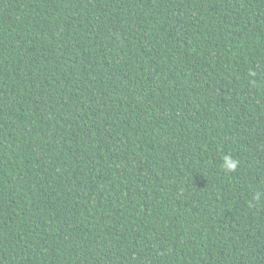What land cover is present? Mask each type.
Masks as SVG:
<instances>
[{
    "label": "trees",
    "instance_id": "1",
    "mask_svg": "<svg viewBox=\"0 0 264 264\" xmlns=\"http://www.w3.org/2000/svg\"><path fill=\"white\" fill-rule=\"evenodd\" d=\"M0 264H264V0H0Z\"/></svg>",
    "mask_w": 264,
    "mask_h": 264
},
{
    "label": "clouds",
    "instance_id": "2",
    "mask_svg": "<svg viewBox=\"0 0 264 264\" xmlns=\"http://www.w3.org/2000/svg\"><path fill=\"white\" fill-rule=\"evenodd\" d=\"M223 161H224V163H223L222 167L226 171H229V172L235 171L238 167V164H239V162L237 160H235L231 156H227V155L223 157Z\"/></svg>",
    "mask_w": 264,
    "mask_h": 264
}]
</instances>
